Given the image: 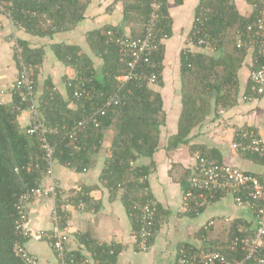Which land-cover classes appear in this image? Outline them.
<instances>
[{
    "label": "trees",
    "instance_id": "16d2710c",
    "mask_svg": "<svg viewBox=\"0 0 264 264\" xmlns=\"http://www.w3.org/2000/svg\"><path fill=\"white\" fill-rule=\"evenodd\" d=\"M6 1L13 7L17 20L21 22L22 27L28 33L51 38L76 27L80 21L84 20L88 5L83 0ZM118 1H122L124 4L123 20L127 24H132L131 34L125 32L118 25H105L90 31L87 37L94 53L100 55L104 60L101 71H98L93 58L81 51L82 48L78 43L64 41L52 44V49L57 57L78 72L73 79L84 75L93 77L94 83L106 92L115 89L116 77L125 69L117 46L110 40L108 31L113 30L116 33L131 36L142 35L153 6V0ZM177 1L183 2L184 0ZM231 1L233 0H201L197 8L196 15L202 13L205 17V29L209 34V43L200 45L201 51L188 54L183 51L182 53L183 110L178 132L169 140L172 148L189 142L188 135L208 116L212 101L217 107L225 109V107L235 105L238 100V71L243 65L246 48L245 46L239 47L237 42L240 37H246L247 26L256 20L260 11L264 9V4L260 0H247L252 5L253 11L250 15H241L235 1L233 3ZM164 9L168 12L167 0H164ZM33 11L37 12V15H31L30 12ZM162 25L171 36L169 18L164 19ZM22 27L20 26V28ZM19 40L25 48L26 58L35 65L38 79L45 59V50L42 46L32 47L28 40L22 38ZM208 49L213 50L211 52L213 54L208 53ZM163 51L164 45L153 54V58L160 64L156 68L158 73H161ZM254 52L255 60L252 69L259 64L255 48ZM14 57L18 65L15 52ZM251 85V91L247 94L254 90L255 85L252 80ZM49 92L50 88L43 94V97L49 99V102L41 106L46 122L69 125L75 119L83 116L82 104L76 100L69 87L66 97L56 93L54 98L50 99ZM122 92L126 95L119 109L115 113L101 116L100 127L88 126L85 133H82V143L85 148H81L80 151L74 150V142H71L69 136H64V132L62 134L48 133L47 135L52 144L54 143L56 146L55 165L68 166L78 172L88 170L93 153L102 148L103 141L107 135H110L111 153L107 158V166L101 179L114 193L121 189L125 190L124 200L133 216L139 236L140 207L134 208V204H144L147 200L153 199L158 213L160 212L159 205L150 194L148 179L142 184L132 182L129 185L128 183L122 185V183L129 179L132 171L149 176L150 166L144 164V159L153 157L160 147L161 126L165 121L164 100L162 94L154 90L151 85L134 87L130 93L126 90ZM201 151V154L220 160L217 151ZM244 156L264 163V158L258 154H244ZM44 157L45 150L42 148L39 137L22 132L18 115L11 110L10 105L0 103V264H25L14 250L16 243L20 241L28 247V239H24L16 229L15 204L20 195L28 192L43 177V172L47 167ZM31 162H34V166L30 168ZM255 174L264 179V174ZM191 190L189 181L186 191L188 203H192L189 198ZM85 192L84 198L89 201L87 193L89 191L85 189ZM218 198H220L219 194L215 200ZM60 214L63 217L62 224L64 225L66 213L62 208H60ZM191 214H195V212H191ZM159 217L158 214L154 226L155 232L158 228ZM212 231L211 226L203 227L200 230L201 235L207 238L203 247H215L230 260L245 257L246 249L242 247V244L236 249L230 247L233 238L237 236L243 238L246 235L245 226L240 220L231 222L226 227L227 234L217 240L208 238ZM80 240L89 248L94 259L98 260L100 264H107L109 257L113 259V262L116 261L121 252L119 245L109 246L99 243L88 233L81 234ZM182 246L197 247L191 244ZM72 254L70 258L76 261L85 258L79 252L72 251Z\"/></svg>",
    "mask_w": 264,
    "mask_h": 264
},
{
    "label": "crops",
    "instance_id": "0c3cea01",
    "mask_svg": "<svg viewBox=\"0 0 264 264\" xmlns=\"http://www.w3.org/2000/svg\"><path fill=\"white\" fill-rule=\"evenodd\" d=\"M83 1L88 3L84 20L55 38L30 34L25 29L14 26L5 14L0 13V92L11 87L19 73L13 45L8 40L13 34L28 40L32 47L42 46L45 50L44 63L37 79L39 96H44L47 89L55 87L58 94L66 97L67 81L78 73L57 57L52 49L55 42L78 43L81 51L92 57L98 71H101L104 60L92 50L87 40L88 33L105 25H118L131 34L132 24L123 20L122 1ZM233 1L241 15L252 13V5L247 0ZM200 2L201 0H167L171 36L164 44L161 83L151 85L162 94L165 121L161 126L160 147L153 157L144 159V164L150 166L149 191L160 211L158 228L148 250L139 248L138 229L124 200L125 190L121 187V190L114 193L101 179L111 153L110 135L103 141L102 148L93 153L87 171L78 172L68 166L55 165V176L64 190L71 191L82 186L89 191L86 209H80L76 205L67 208L66 221L62 224L61 232L68 236V248L81 253L91 264H98V260L94 259L89 248L81 242L80 235L83 233H88L99 243L120 246L121 252L116 261L113 262L109 257L107 264H176L180 246H204L207 238L201 235L200 230L211 220H215V224L211 226L213 231L208 238L213 240L225 236L226 227L234 220H240L243 225H255L252 212L247 207L236 204L232 196L216 199L197 214L188 212L186 197L187 183L196 162V155L201 150L217 151L222 162L245 171L264 174V163L245 157L244 153L233 147L236 130L240 126L253 127L264 134V94L251 101L244 99L245 94L252 88L250 74L255 52L251 44L245 46L246 56L238 71L239 94L236 104L225 107V112L222 113V108L212 101L208 116L188 135L189 142L175 148L170 147L169 140L178 132L183 110L182 53L193 30ZM200 48L193 46L191 49L195 52L201 51ZM212 51L208 49V53L213 54ZM1 95L6 101L12 99L7 92ZM18 120L20 126L26 129L30 122L29 113H22ZM198 146L202 148L196 149ZM55 203L53 197L45 195L36 197L30 203L28 226L33 233L53 232ZM27 245L38 255L40 264H60L58 253L47 236L39 240L32 238Z\"/></svg>",
    "mask_w": 264,
    "mask_h": 264
},
{
    "label": "built area",
    "instance_id": "2783aa9c",
    "mask_svg": "<svg viewBox=\"0 0 264 264\" xmlns=\"http://www.w3.org/2000/svg\"><path fill=\"white\" fill-rule=\"evenodd\" d=\"M260 2L264 4V0H260ZM0 13L5 14L14 26L22 27L8 1L0 0ZM30 13L34 16L37 15L35 11ZM166 18H169V15L164 9V0H153L152 11L142 35L131 36L116 33L113 30L108 31L110 40L117 46L125 69L117 75V85L111 92L99 88L94 83L93 77L84 75L78 76V79L69 78L67 86L71 89L76 100L82 104L83 110V116L75 119L69 125L46 122L41 106L47 104L49 99L38 94L35 65L26 58L25 48L19 37L14 34L8 37L18 59L19 73L11 87L0 92L1 94L7 92L12 96V99L6 101L0 94V103L10 105L11 110L18 117L22 113H29L30 122L26 128L27 134L39 137L42 148L45 150L44 160L47 164L41 180L28 192L20 195L15 204L16 229L28 241L32 238L39 240L47 236L58 253L60 264L90 263L87 258H82L80 261L70 258L73 254L66 245L68 236L61 232L63 217L60 214V208L67 212V208L71 205L86 209L88 201L84 198L86 192L82 186L71 191H66L61 187L55 176L56 146L54 143L52 144L47 134H62L64 132V136H69L71 142H74V150L80 151L81 148H85L82 143V133H85L88 126L100 127L101 116L115 113L119 109L125 100L126 94L122 92L123 90L130 93L134 87L158 84L161 73H158L156 68L160 64L153 58V54L170 38V34L162 25ZM204 18L202 13L196 15L193 30L183 49L184 53L193 52L191 49L193 46L209 43V34L205 29ZM249 44L255 48L259 64L251 70L250 77L255 87L253 92L244 96L246 101L253 100L255 95L264 94V9L260 11L256 20L247 26L246 37H240L237 42L239 47ZM56 93V88L51 87L49 98L53 99ZM221 112H225V109L222 108ZM233 147L241 153L258 154L264 158V134L253 127L240 126L236 130ZM32 166H34V162H31L29 167ZM147 179V175L132 171L129 179L122 185L126 183L129 185L132 182L142 184ZM189 181L192 188L189 198L192 203L187 205L188 212L202 211L215 201L218 194L220 197L232 196L236 204L245 206L252 212L255 217V225H243L246 230L245 237L237 236L231 240L230 247L232 249L238 248L241 244L246 249L243 259L230 260L215 247L186 248L182 246L178 250L176 264H264V179L254 172L245 171L215 157L198 153ZM40 195L51 196L56 202L53 210L54 229L52 233H33L28 226L30 203ZM140 204H134V208L140 207L138 245L141 250L146 251L155 235L154 226L159 213L153 199ZM214 224L215 220H211L205 227ZM14 250L25 264H40L38 255L31 252L24 242H17Z\"/></svg>",
    "mask_w": 264,
    "mask_h": 264
},
{
    "label": "rangeland",
    "instance_id": "374dc122",
    "mask_svg": "<svg viewBox=\"0 0 264 264\" xmlns=\"http://www.w3.org/2000/svg\"><path fill=\"white\" fill-rule=\"evenodd\" d=\"M21 131L27 134V130L21 127Z\"/></svg>",
    "mask_w": 264,
    "mask_h": 264
}]
</instances>
